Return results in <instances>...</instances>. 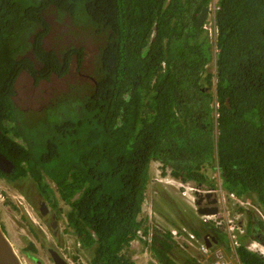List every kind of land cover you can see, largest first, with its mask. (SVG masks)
<instances>
[{"label": "trees", "instance_id": "obj_1", "mask_svg": "<svg viewBox=\"0 0 264 264\" xmlns=\"http://www.w3.org/2000/svg\"><path fill=\"white\" fill-rule=\"evenodd\" d=\"M212 2L0 0V151L15 165L0 178L30 177L54 209L58 192L89 264H136L130 249L139 231L151 235L144 243L152 264H199L170 229L140 220L153 162L184 184L213 189L210 171H219L226 192L264 212V0H218L215 41L197 26ZM51 11L97 46L91 81L27 112L14 101L24 72L36 84L63 78L88 55L82 44L46 48ZM31 117L37 122L23 129ZM251 214L237 255L241 264H264L248 249L250 240L264 244L255 235L264 222ZM190 221L196 238L217 241L212 250L229 248L221 228Z\"/></svg>", "mask_w": 264, "mask_h": 264}, {"label": "rangeland", "instance_id": "obj_2", "mask_svg": "<svg viewBox=\"0 0 264 264\" xmlns=\"http://www.w3.org/2000/svg\"><path fill=\"white\" fill-rule=\"evenodd\" d=\"M217 1L213 0L210 5L212 12L206 21L208 28H213L214 11L217 7ZM47 18L52 24V32L45 42L47 49L60 51L69 45L79 46L82 44L86 47L88 55L80 70L73 63L70 73L63 78L53 76L50 81H42L36 84L32 77L24 72L17 82L14 101L19 108L27 112H40L57 97L68 93L72 85L91 81L90 71L92 69V59L97 51V46L83 38L76 39L74 37L72 34V20L69 16L51 11L47 14ZM212 41L214 40L212 39ZM30 55L33 56L32 53ZM209 70L215 72L214 63L210 65ZM65 105V103L58 104L59 108L62 109ZM51 109L58 110L57 105ZM32 118H28L31 120V124L23 121L26 125H23V129H29V126L35 125L37 119L33 120ZM168 174V172L163 174L161 163H152L151 181L140 220L143 226L148 227L150 230L160 229L166 231L170 229L171 231L176 228L191 233L189 228L191 224L190 219L196 218L197 222H203V220L201 215L197 213L196 203L191 204L189 203L190 199L188 197L185 198L182 196ZM210 180L214 182V188L219 189L221 186L219 171H210ZM185 185L194 188L199 187L195 184ZM201 188L206 191L214 190L210 187ZM0 194L4 197L3 200L0 199V225L6 231L13 247L24 264H38V261L42 264H54L47 250L48 248L60 250L71 264H89L91 252L81 249L75 235L67 227L66 214L70 210V207L60 199L58 192L56 195L59 205L57 209H54L47 203L49 205V213L46 216H42L39 212L38 202L42 200V196L38 192L35 182L30 177L21 178L17 181L0 178ZM218 206L221 210L228 211L232 217L241 214L238 222L246 226L250 213L239 206L233 205L231 199L227 200L226 203L223 201L220 202ZM51 216L57 218L58 229L56 232L58 236H54L53 234L54 230L51 228ZM182 220L185 224L181 222ZM178 240L179 248L185 252H183L185 256L196 258L198 262L201 259H205L201 256L202 253L198 248V244L193 243V245H187L183 239L178 238ZM197 240L199 242L205 241V237L203 239L197 238ZM134 241L130 249L134 261L139 264H152L148 248L144 243L147 240L138 236ZM138 241L139 244L135 247L133 244H137ZM252 242L254 241L250 240L247 244L249 245ZM230 247L229 242L228 249L215 247L212 251L223 250L224 257L230 264H241L239 258L230 251ZM132 248H136L137 251ZM135 252H138L139 255ZM212 260V258L209 259V261ZM199 264L201 263L199 262Z\"/></svg>", "mask_w": 264, "mask_h": 264}, {"label": "built area", "instance_id": "obj_3", "mask_svg": "<svg viewBox=\"0 0 264 264\" xmlns=\"http://www.w3.org/2000/svg\"><path fill=\"white\" fill-rule=\"evenodd\" d=\"M209 31L211 34H214L216 31V28H211L209 27ZM174 181V185L179 189L183 197H188L189 203L194 204L196 203V193H214L217 194L218 196V204L220 202L226 203L227 200L231 199L233 205L239 206L243 210L254 214L257 216L260 220L264 222V212L258 207V205L254 204L251 200L249 199H243L238 197L234 193H228L223 190V188L220 186L219 189H214V190H203L201 187H191V186H186L183 182L178 181L172 177H170ZM190 185V184H187ZM184 190V191H183ZM228 196V197H227ZM221 197V198H220ZM228 198V199H227ZM0 199L3 200L4 197L2 194H0ZM22 204V202H21ZM223 212V213H222ZM223 215V216H222ZM241 214L232 217L228 211L226 210H221L219 208V212L216 215H201V218L204 223H213L216 227L221 228L228 237V240L230 242V251L234 253L237 257V250L238 248L241 247V241H240V236L245 233L246 226L244 224H240L238 222V219ZM185 231V232H184ZM171 233L174 236V239L179 245V240L183 239L185 241V244L187 245H193V243L198 244L199 250H201V256L204 257L205 259L199 260L201 264H230L224 257V252L223 250H216L212 251V248H208L206 245L205 241L199 242L196 238V236L186 230H178V229H173L171 230ZM138 236L140 238L146 239L148 242L151 241V235L149 236H144L142 231L138 232ZM254 241V240H253ZM182 245V244H181ZM80 246V245H79ZM248 249L250 251L256 252L264 256V244L258 241H254L251 244L248 245ZM213 259L212 261H209V259Z\"/></svg>", "mask_w": 264, "mask_h": 264}, {"label": "water", "instance_id": "obj_4", "mask_svg": "<svg viewBox=\"0 0 264 264\" xmlns=\"http://www.w3.org/2000/svg\"><path fill=\"white\" fill-rule=\"evenodd\" d=\"M210 7H204L198 17L197 26H202L208 19ZM0 172L6 175H12L15 172L14 163L0 151ZM200 187V186H199ZM196 206L199 215H216L219 212L218 196L214 193H196ZM207 204V206H205ZM40 213L46 216L49 213V206L46 201L40 202ZM56 228V225H53ZM205 243L208 248H212L217 241L214 238L205 237ZM55 264H69L58 253L51 251ZM39 264H42L38 261ZM0 264H24L21 257L13 247L6 231L0 225Z\"/></svg>", "mask_w": 264, "mask_h": 264}, {"label": "flooded vegetation", "instance_id": "obj_5", "mask_svg": "<svg viewBox=\"0 0 264 264\" xmlns=\"http://www.w3.org/2000/svg\"><path fill=\"white\" fill-rule=\"evenodd\" d=\"M41 201H44L43 200V198H42V200H39V209H40V202ZM49 206V205H48ZM39 212H40V210H39ZM41 214V213H40ZM55 214V213H54ZM54 214H52V215H54ZM42 215V214H41ZM51 218H52V223H51V228L54 230V232H53V234H54V236H58L57 235V229H58V221H57V218L55 217V216H51ZM53 225H56V228H53ZM257 227V226H256ZM255 235L256 236H258V237H263L264 236V231L263 230H261L260 229V227L258 226V229H257V231H255ZM48 250V252H49V254H50V256H51V259H52V262L54 263V260H53V257H52V254H51V251H54V252H56V253H58L60 256H62L69 264H71L66 258H65V255L60 251V250H58V249H54V248H48L47 249ZM39 264V263H38ZM55 264V263H54Z\"/></svg>", "mask_w": 264, "mask_h": 264}, {"label": "clouds", "instance_id": "obj_6", "mask_svg": "<svg viewBox=\"0 0 264 264\" xmlns=\"http://www.w3.org/2000/svg\"><path fill=\"white\" fill-rule=\"evenodd\" d=\"M210 7V6H209ZM211 12H212V10H211V7H210V13H209V15L211 14ZM214 13H215V11H214ZM214 22H215V17H214ZM206 24H207V22H205L203 25H204V28L206 29V30H208V32H209V35H210V37H211V39H213L214 41H215V38H216V34H217V30L215 31V33L214 34H211L210 33V31H209V28L206 26ZM202 25V26H203ZM215 24H213V28L215 27L214 26ZM214 49H216V47H215V45H214ZM168 175H170V172L168 171ZM171 176V175H170ZM172 177V176H171ZM173 178V177H172ZM200 187H202V186H200ZM196 200H197V198H196ZM257 217V216H256ZM258 218V217H257Z\"/></svg>", "mask_w": 264, "mask_h": 264}, {"label": "crops", "instance_id": "obj_7", "mask_svg": "<svg viewBox=\"0 0 264 264\" xmlns=\"http://www.w3.org/2000/svg\"><path fill=\"white\" fill-rule=\"evenodd\" d=\"M152 166V165H151ZM205 206H207V204H205ZM251 216H255V215H251ZM140 219H141V217H140ZM135 242V241H134ZM139 244V241H138V243L136 244V243H134L133 245H135V247H137V245ZM133 247V246H132ZM132 249H134V250H136V248H132ZM137 251V250H136ZM139 252V251H138ZM138 252H135V253H137L138 255H139V253ZM141 255V254H140ZM141 257H143L142 255H141ZM136 264H139L138 262H136Z\"/></svg>", "mask_w": 264, "mask_h": 264}]
</instances>
